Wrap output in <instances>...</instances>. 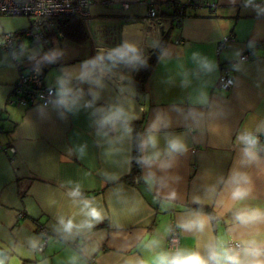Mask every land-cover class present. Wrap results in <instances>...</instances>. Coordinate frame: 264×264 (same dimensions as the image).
<instances>
[{"label": "crops", "instance_id": "crops-1", "mask_svg": "<svg viewBox=\"0 0 264 264\" xmlns=\"http://www.w3.org/2000/svg\"><path fill=\"white\" fill-rule=\"evenodd\" d=\"M89 1L90 13L81 18L83 42L59 30L50 33L46 45L22 38L16 43L18 63L0 50V145L14 148L0 151V247L7 253L0 259L4 264H151L158 252H175L163 247L171 220L180 232L178 249L206 255L221 241L224 246L264 243V220L235 219L242 211H264V0H209L217 3L214 12L191 5L182 15L168 2L188 0ZM148 4L159 9L154 23L147 21ZM29 24L27 18L22 25L4 26L0 35ZM161 42L162 52L139 93L137 68ZM247 49H255L256 57L236 63L229 90L218 88L223 65ZM53 53L54 59L46 58ZM33 58L43 68L44 82L55 88L51 105L10 102L19 65L25 68ZM84 71L88 76L81 79ZM61 80L70 89L67 106L56 103ZM116 109L124 115L115 128L102 127ZM138 120L142 140L154 122L158 125L157 148L141 151V159L157 151L160 157L142 160V181L132 184L122 178L130 171L132 123ZM249 132L261 138L259 160L242 163L245 145L239 137ZM172 138L187 150L169 155ZM237 172L250 179L243 200L231 197ZM77 186L80 195L72 196ZM85 201L100 212V220L86 215ZM194 204L210 207L215 217L190 209ZM197 215L207 219L203 232L179 227ZM68 220L74 225L70 232L61 223ZM39 224L50 233L41 251Z\"/></svg>", "mask_w": 264, "mask_h": 264}, {"label": "built area", "instance_id": "built-area-1", "mask_svg": "<svg viewBox=\"0 0 264 264\" xmlns=\"http://www.w3.org/2000/svg\"><path fill=\"white\" fill-rule=\"evenodd\" d=\"M111 0H103L102 3H109ZM191 5H203L210 13L214 12L217 3L209 0L201 2L188 0L179 3V14H185L186 8ZM127 7V4H123ZM90 13L89 0H0V15H24L30 19V24L21 30L14 32H4L0 35V50L6 52L10 58L17 62L18 51L16 43L22 38H27L35 43L46 45L49 41L50 33L61 21L72 16L81 18L87 17ZM147 21L154 23L160 17L159 9L152 4L147 5ZM55 31H58L56 28ZM61 34V31H59ZM228 37L217 45L216 53L219 54ZM256 57L255 49H247L238 58L223 65L221 74L217 79V87L227 91L234 82L232 69L237 62L248 61ZM44 71L42 66L33 58L25 68L19 65L18 77L13 85L11 103L30 107L34 105L48 106L55 102L56 91L51 85L44 82ZM1 130V128H0ZM258 140L261 138L255 136ZM262 146L259 145V149ZM0 151L14 152L13 147L0 145ZM41 235V242L37 249L41 251L50 239L47 227L39 224L37 227ZM180 244V232L177 223L171 220L168 225L167 235L164 238L163 247L168 251H176ZM241 243L229 241L226 247L241 248ZM92 264V260L89 261Z\"/></svg>", "mask_w": 264, "mask_h": 264}, {"label": "clouds", "instance_id": "clouds-1", "mask_svg": "<svg viewBox=\"0 0 264 264\" xmlns=\"http://www.w3.org/2000/svg\"><path fill=\"white\" fill-rule=\"evenodd\" d=\"M131 51H135L134 48H130ZM55 53L46 57L47 59H54ZM121 55H124L123 53ZM89 62H85V68ZM88 76V72L84 71L81 73V79ZM61 88L58 91L59 99L57 104L67 106L68 104V94L70 89L64 87V81L61 80ZM124 113L122 109H116L109 115L105 116L101 121V126L111 124L115 128L116 123L121 120ZM159 119V118H158ZM130 131V129H126ZM158 131V125L154 122L146 138L141 141L140 149L141 151L146 150L151 147L153 149L157 148L158 139L155 132ZM240 141L245 145L243 149V155L245 160L242 163H253L259 160V156L256 152V146L258 144V139L252 133H245L239 137ZM186 145L179 138H172L167 142V153L169 155L173 153H182L186 151ZM83 151V149H81ZM160 153L157 151L153 154V157H143L144 163H150L152 159H159ZM231 182L235 185L231 192V197L233 200H243L245 199L250 188L245 185L250 184V179L246 173L237 172L231 178ZM72 196H79V186L71 193ZM174 196V194H173ZM85 208L87 209L86 215L92 220H100V212L95 208L90 206V202H84ZM235 219L241 224H247L254 221L264 220V211L260 209H250L242 211L236 214ZM65 231H71L74 227L72 220L67 222L61 221ZM207 224V219L202 216H195L182 222L179 227L185 229L186 231H199L203 232ZM88 226H91L89 223ZM0 264H4V261L0 259ZM136 264H149L148 261L139 260ZM151 264H264V243L257 242L256 240L246 241L244 245L239 248H230L224 246L223 242L216 245H211L207 249V254L204 255L199 251H189L185 249H178L175 252H158L151 261Z\"/></svg>", "mask_w": 264, "mask_h": 264}, {"label": "trees", "instance_id": "trees-1", "mask_svg": "<svg viewBox=\"0 0 264 264\" xmlns=\"http://www.w3.org/2000/svg\"><path fill=\"white\" fill-rule=\"evenodd\" d=\"M176 6V10L178 13L179 11V2L172 1L168 2V6ZM56 28L63 33L64 36L68 37L69 39L81 43L83 42L87 35L82 23L81 17L72 16L67 18L64 21H61L59 24L56 25ZM55 28V29H56ZM52 30V32L55 31ZM164 46V42H161L157 48L152 51L151 55L141 63L136 71L134 82L139 93L144 91V84L147 80L152 67L154 66L157 58L162 52V48ZM132 130H133V144H132V154H131V167L129 173L122 178V180L127 181L132 184H138L142 181L141 177V149L140 144L142 141V126L141 120L134 121L132 123ZM190 209L197 211V212H205L213 217L214 213L212 209L208 206L194 204L189 206Z\"/></svg>", "mask_w": 264, "mask_h": 264}, {"label": "rangeland", "instance_id": "rangeland-1", "mask_svg": "<svg viewBox=\"0 0 264 264\" xmlns=\"http://www.w3.org/2000/svg\"><path fill=\"white\" fill-rule=\"evenodd\" d=\"M28 17L24 15H0V28H11L12 26H19L26 23ZM31 48H34L32 46ZM36 51V50H35ZM28 50H24V55H28Z\"/></svg>", "mask_w": 264, "mask_h": 264}, {"label": "water", "instance_id": "water-1", "mask_svg": "<svg viewBox=\"0 0 264 264\" xmlns=\"http://www.w3.org/2000/svg\"><path fill=\"white\" fill-rule=\"evenodd\" d=\"M0 257H2V258L7 257V253L1 247H0Z\"/></svg>", "mask_w": 264, "mask_h": 264}]
</instances>
